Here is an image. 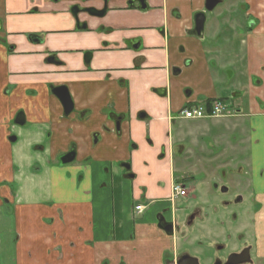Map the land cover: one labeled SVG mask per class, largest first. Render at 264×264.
I'll return each mask as SVG.
<instances>
[{
  "label": "crops",
  "instance_id": "1",
  "mask_svg": "<svg viewBox=\"0 0 264 264\" xmlns=\"http://www.w3.org/2000/svg\"><path fill=\"white\" fill-rule=\"evenodd\" d=\"M126 1L109 2L102 19L80 15L88 28L78 31L54 0H0L6 31L17 36L8 38L16 52L0 46V264H175L186 254L176 241L187 227L169 234L158 217L182 224L191 206L176 214L170 199L179 176L173 132L180 137L183 126L208 128V121L171 118L218 98H229L235 116L211 124L229 140L212 137L234 154L248 149V182L264 202V0L223 8L226 26L244 35L239 52H230L229 29L222 52L188 34L204 0H148L145 13ZM239 4L243 15L234 17ZM24 32L42 35V43ZM60 86L73 102L68 115L51 93ZM137 205L144 213H135ZM260 213L254 226L257 264H264Z\"/></svg>",
  "mask_w": 264,
  "mask_h": 264
},
{
  "label": "rangeland",
  "instance_id": "2",
  "mask_svg": "<svg viewBox=\"0 0 264 264\" xmlns=\"http://www.w3.org/2000/svg\"><path fill=\"white\" fill-rule=\"evenodd\" d=\"M108 1L112 2L113 0ZM101 4L102 2L98 3L100 6ZM225 5L226 3L219 4L213 11L207 13V23L203 42L208 52H222L225 43L228 42L226 40L227 29L230 30V33L233 31L235 35H240L242 33L239 25L230 24L229 26H226V22L224 21L228 18L229 14H226L228 16H225L224 18L221 17V13L225 11L223 9L225 8ZM242 7L243 6L238 5L237 9L235 8L233 10L232 14L234 17H241L243 15ZM98 31L99 27L96 29V32ZM100 31L105 32V30L101 29ZM232 39L234 41L235 36H233ZM238 46L239 42L235 46L237 47V50L239 48ZM194 124L191 123L185 125L186 127L183 126L182 135L180 137H174V141L180 142L179 151L174 152L173 154L175 158L174 165H176L175 170L179 174L178 177L192 178L193 180L186 184L188 188L187 190L191 192L190 195L185 198H178L173 205V210L176 214H179L181 211L187 210L191 205L196 204L198 206V203L196 202L200 200L199 202L203 203L206 200V196L211 198V201H206L208 202L207 213L202 214L203 216L200 215L190 228H181L184 233L183 236L177 237V248L179 247V251H185L190 257L199 260H212L214 258L224 259L230 252L234 251L238 245L245 244L250 247L254 246L253 231H240L241 225L239 221V216L242 215V211L248 207L246 198L249 197V193L244 192L241 188H237L236 190L233 185L235 182H239L241 185H246L248 183V175L244 174L246 171L242 169L241 174H239L241 175L238 178L239 181H237V175H231L234 179H230L232 187L227 194L215 192L209 189V185L212 182H216L219 185L225 183L226 181L216 175L218 167H220L221 164H224V162L227 164L229 162V166H233L242 158L246 161L248 158V149H246V145L245 153H242L241 151L240 153L236 152L235 154H232L231 151L226 150L227 146L225 143H216L215 138L208 136L210 134H218L220 136V141L223 138L227 141L229 140L227 136H222L223 138L221 137L223 133L226 134L225 128H210L206 131V126L199 127L197 125L194 126ZM245 124L246 126L248 125L247 122ZM237 133H240V131H237ZM174 135L175 132H173V136ZM238 135V139H243L242 134ZM246 135L245 139H247ZM208 141L212 142L215 149H210V147L207 146ZM234 157L237 162L232 161ZM242 165L245 167L247 166V164L243 162ZM232 170H236V167ZM210 174L213 175V177L209 176ZM237 194L244 195V202L241 204H234L231 202V204L227 206L221 205V202L230 201ZM234 216H236L235 219L233 218ZM249 222L250 220L247 218V223ZM182 238H185V240L183 239L184 241H182ZM216 246H223V248L217 250Z\"/></svg>",
  "mask_w": 264,
  "mask_h": 264
},
{
  "label": "flooded vegetation",
  "instance_id": "3",
  "mask_svg": "<svg viewBox=\"0 0 264 264\" xmlns=\"http://www.w3.org/2000/svg\"><path fill=\"white\" fill-rule=\"evenodd\" d=\"M100 1L102 2V4L99 7L86 6L85 5L86 2L87 3H91V0H81V1L78 0V1H74L70 5L62 6V7L60 5H64V3H61V0H54V3L56 4L58 9L66 7L65 9H63L61 11L66 12L68 15H70L73 18L75 26H76L75 28L78 31H81V30L85 31L88 28L87 27V23L85 21L84 22H80V19H79L80 15H86V16L94 17V18H98V19L105 18L108 15L107 13H109V11H110L109 1L108 0H100ZM216 1H217V4L215 5V8H216L217 5L223 4V3H226L225 7H228L229 3H233V5L238 4L235 0H216ZM144 2L146 4V6L144 5ZM206 2H207V0H204L203 4H202V9H199V10L195 11L192 14V16H191L192 28L188 32V34L190 36H193L192 32H193V28H194V23H193L194 22V17L198 13L202 12L203 13V15H202L203 18L205 16V21H204L205 25H204L203 31H202L201 35H199L200 37L193 36V37L199 39L200 41L203 40L204 37H205L204 34H205V27H206V23H207V13L211 12V11H213L215 9V8H213L212 10H206ZM139 4L142 5V7H141V8H143L142 10L139 9ZM126 6H127V8L134 9L137 12H141V13H145V12H148L150 10V6H149L148 0H146V1H144V0H127L126 1ZM241 6H243V5H241ZM58 11H60V10H58ZM33 12H36V10L35 9L29 10L27 12V14L28 15H32ZM54 12L57 13V11H54ZM176 17H179V15H176ZM6 19L7 18H5V15H0V46L3 48V50H5V52L14 53V52H16L15 44L14 43H10V40L8 38L10 36L13 37V38H16L17 36H14L15 35L14 33H13V35H11L10 33H8L6 31ZM157 31H158L159 35H163L164 34V36H165V33H166L165 30L160 28V29H157ZM19 35H20V33H18V36ZM22 35L28 41H32V42H35V43L36 42L37 43H42V41H43V36L42 35H38L35 32H24ZM234 36H235V34H234ZM241 36H244V35H236L234 41H233V39H231V46H229L230 47V52H239L237 50V47H235V46H236V44L238 42H241V38H242ZM239 38H240V40H239ZM134 48H136V49L139 48V43L138 42L134 44ZM89 56H90L89 53L85 54V59H89ZM46 61L50 62V63H56V64L59 63L55 58L50 57V56L46 59ZM57 89H60V91H62V92H66V94L68 95V98H69L70 103H71L70 104L71 105L70 106L71 109L68 112H66L64 107H63L64 114L68 115V114H70L73 111V105H72L73 102H72L70 93L68 92V89L65 86H60V87L53 88L51 93H53L55 95L54 92H56L55 90H57ZM214 104H219L221 106V111H220V114H218V115H213L212 112H211ZM186 108H192V107L185 106V107L181 108V110L178 112L177 116L171 118L172 122H174L176 120H186V119L182 118L181 115H180V112H182ZM193 108H201L204 111V116L202 118H200V119H197V120H206V121H208L207 125H208V127L209 126L210 127L209 128L206 127V129H205L206 131L211 128V126H212L211 124H212V122L214 120L226 119V118H231V117L235 116V111H233L234 108H232L231 104L229 103V98H218V99L212 100L210 102H207V104L205 106H197V107H193ZM20 119H22V113L18 112L16 114L14 120L15 121H20ZM197 120H194V121H197ZM188 121H193V120H188ZM208 136L212 137V134H210ZM174 137H175V135H174ZM14 139L15 138L12 137L11 141L13 142ZM207 144H208L207 146L210 147V149L214 148L212 142L208 141ZM217 148H218V146H217ZM61 157H62L61 160H60L61 164L62 165H67V164H70V163H72L74 161L75 154L73 152V153H69V154L61 156ZM173 159L175 160V158H173ZM232 161L233 162H237L235 157H234V159H232ZM242 162L246 163L247 166L245 167L244 165H242ZM229 164H230L229 162H228V164L226 162H224V164H221L220 167H218L217 174H216L222 180H224L226 182L221 184V185L217 184L216 182H212L209 185L210 186L209 189H211V190H213L215 192H218V193L220 192L221 194H227L229 192V190L231 189V187H232L230 179H234L233 177H231V175H233V174L237 175L236 177L238 179L239 176H241L239 174H241L242 170L246 171V173H244L245 171L243 173L248 175V179L251 178V175H250L251 173H250V170H249V166H248L247 160L245 161L242 158L241 160H238L237 164H235L233 166H229ZM124 167H126V169H129L128 166H124ZM230 167H232V168H230ZM235 167H236V170H232ZM226 170H227L228 174L226 173ZM209 176L213 177V175H211V174ZM192 180H193L192 178H184V177L183 178L182 177L175 178V176H174V180L171 183V190H172V187L174 185H178L181 188V190L183 191V195L177 196L173 200L174 202L178 198H185V197H188L190 195L191 192H189V190H187L188 188H187L186 184L189 181H192ZM237 181H239V179ZM250 181H251V179H250ZM233 185H234V188H236V190H237V188H241V190H243L244 192L249 193V197L246 198V201L248 202V207H246L245 210L242 211V213H241L242 215L239 216V221H240V225H241V227H240L241 229L240 228L239 229H240V231L241 230H252L253 231V233H254V236H253L254 246L250 247V246L245 245V244L238 245V247H236L237 249L235 248L234 251L230 252L224 259H217V258L215 259L214 258V259H212L210 261L209 264H215L217 262H219L220 264H227V261H228V258H229L230 255L237 254V253L240 254L242 251H245V250H248L247 251L248 252L247 261L244 262V263H240V264H257L258 263L257 262V260H258L257 259L258 258L257 241H258L259 236H258V234L256 232V229H255L256 226H254V225L257 224V216L258 217L261 216L262 214L260 212L264 211V202H262V203L261 202H257V199L255 198V195L253 193V186L249 182L246 185H241V183H239V182L236 183L235 182V184H233ZM186 193H187V195H186ZM171 194H172V191H171ZM244 200H245L244 195L237 194V195H235L232 198V200L226 201V202H221V205L227 206V205H230L231 202H233L234 204L235 203L236 204H241L242 202H244ZM173 201H171V203H173ZM199 201L200 200H198L196 202V203H198V206L196 204H194V205H191V207L188 209V212L185 215L186 219L184 220V223H182V224H178L176 222H174V223L173 222H166L165 218L162 217L163 215H159V217H158V225L161 228V230L166 231V232H168V230H170L171 234H172V232H175V231H176V233H178L181 230L180 228H182L184 226H186L187 228L188 227L190 228L193 225L194 221L196 219H198V217L200 215L203 216L202 214L207 213V204H208V202H206V201L210 202L211 198L206 196V200L203 203H201ZM5 203L7 205L6 201H5ZM8 209L9 208L6 207L7 211H9ZM145 209L146 208H145L144 205H137L135 207V213L137 215L142 214V213H144ZM165 210H166V208H165ZM233 218L235 219L236 216H234ZM247 218L250 220L249 223H247ZM263 219H264V214H263ZM216 247H217L216 248L217 250H221V248H223V246H216Z\"/></svg>",
  "mask_w": 264,
  "mask_h": 264
},
{
  "label": "water",
  "instance_id": "4",
  "mask_svg": "<svg viewBox=\"0 0 264 264\" xmlns=\"http://www.w3.org/2000/svg\"><path fill=\"white\" fill-rule=\"evenodd\" d=\"M146 1V0H144ZM217 4L216 0H207L206 2V10H212L213 8H215V5ZM144 5L146 6L145 2ZM142 5L139 4V9L142 10L143 8H141ZM145 9V8H144ZM203 13L200 12L197 15H195L194 17V28H193V36L196 37H200L199 35H201L204 25H205V16L203 18ZM55 96L60 100V102L62 103L64 109L66 112H68L71 109V103L70 100L68 98V95L66 94V92H62L60 91V89L55 90ZM168 233L171 234V231L168 230ZM248 250L242 251L240 254H232L229 256L227 264H240V263H244L247 261V255H248ZM244 259V260H243ZM176 264H199L198 260L194 257H190L187 254L183 255L179 258V260L176 262ZM215 264H220L219 262L215 263Z\"/></svg>",
  "mask_w": 264,
  "mask_h": 264
},
{
  "label": "built area",
  "instance_id": "5",
  "mask_svg": "<svg viewBox=\"0 0 264 264\" xmlns=\"http://www.w3.org/2000/svg\"><path fill=\"white\" fill-rule=\"evenodd\" d=\"M221 106L219 104H214L212 108V114L218 115L220 114ZM182 118L186 120H197L204 116V111L201 108H186L182 112H180ZM171 201H173L177 196L183 195V191L178 185H174L172 187Z\"/></svg>",
  "mask_w": 264,
  "mask_h": 264
}]
</instances>
